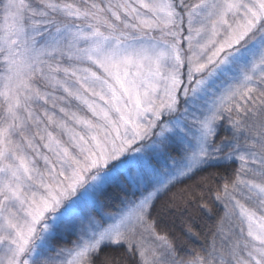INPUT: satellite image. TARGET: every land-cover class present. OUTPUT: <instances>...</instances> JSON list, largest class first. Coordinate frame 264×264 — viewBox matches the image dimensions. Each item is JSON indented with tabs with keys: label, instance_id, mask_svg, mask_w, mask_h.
<instances>
[{
	"label": "snow or ice",
	"instance_id": "snow-or-ice-1",
	"mask_svg": "<svg viewBox=\"0 0 264 264\" xmlns=\"http://www.w3.org/2000/svg\"><path fill=\"white\" fill-rule=\"evenodd\" d=\"M230 165L164 206L215 221L185 255L157 203ZM111 187L140 194L105 211ZM113 248L264 264V0H0V264H118Z\"/></svg>",
	"mask_w": 264,
	"mask_h": 264
},
{
	"label": "trees",
	"instance_id": "trees-1",
	"mask_svg": "<svg viewBox=\"0 0 264 264\" xmlns=\"http://www.w3.org/2000/svg\"><path fill=\"white\" fill-rule=\"evenodd\" d=\"M235 168L236 165H230L227 166V168H210L206 169L203 172L197 173L191 180H186L184 183L176 185L157 203V212L159 213L160 219L162 220V227L167 228V230L174 233L177 237L183 240L185 255L190 254L194 250H199L202 246L207 244L208 237L210 235L209 230L214 225L215 221L214 219L202 218L199 215L195 216L192 219H188L187 216H181L180 214L170 216L164 206L170 199H176L178 201L182 191L188 188L190 185L196 184L201 180L202 177L211 176L214 182V186L215 184H219L221 182V177L223 175H231ZM125 196V189H121L119 187L109 188L102 198L103 202L107 205L105 211H115L116 208L120 206V202L125 198ZM213 211L216 212L215 207L213 208ZM185 222L190 224L193 227L194 231L200 234L199 239L189 242L185 238H183L182 228L184 227ZM54 242L60 246L63 245V243H61L58 238H55ZM107 251L110 252L113 256L117 257L118 264H125L126 256L122 248H113L108 249Z\"/></svg>",
	"mask_w": 264,
	"mask_h": 264
},
{
	"label": "rangeland",
	"instance_id": "rangeland-1",
	"mask_svg": "<svg viewBox=\"0 0 264 264\" xmlns=\"http://www.w3.org/2000/svg\"><path fill=\"white\" fill-rule=\"evenodd\" d=\"M139 194L140 193L137 192L135 189L129 187L126 189L125 198L132 199V198H134V196H138ZM56 238H58V240L61 241V243H63V245H62L63 247L70 249L73 247L74 242L77 240V235L72 233V232H61L60 234L57 235ZM52 243L54 246L61 247L60 245L56 244L54 242V240L52 241ZM65 258L70 259L71 257L67 256V254H66Z\"/></svg>",
	"mask_w": 264,
	"mask_h": 264
}]
</instances>
